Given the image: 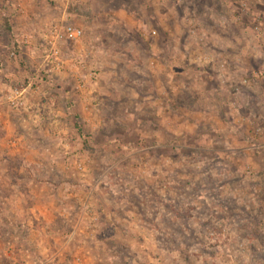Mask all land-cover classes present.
<instances>
[{"label": "rangeland", "instance_id": "obj_1", "mask_svg": "<svg viewBox=\"0 0 264 264\" xmlns=\"http://www.w3.org/2000/svg\"><path fill=\"white\" fill-rule=\"evenodd\" d=\"M0 264H264V0H0Z\"/></svg>", "mask_w": 264, "mask_h": 264}, {"label": "built area", "instance_id": "obj_2", "mask_svg": "<svg viewBox=\"0 0 264 264\" xmlns=\"http://www.w3.org/2000/svg\"><path fill=\"white\" fill-rule=\"evenodd\" d=\"M64 34L68 40H77L82 36V31L80 29L73 27V26H68V27H66ZM208 63L210 65H213V66L216 64L210 57H208ZM219 69H221V70L225 69V65L222 64L219 67ZM253 76L259 78L257 73H254ZM248 83H249L248 80L243 81V84H245V85H247Z\"/></svg>", "mask_w": 264, "mask_h": 264}]
</instances>
